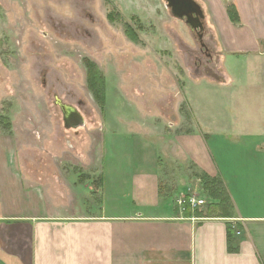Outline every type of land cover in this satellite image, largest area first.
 <instances>
[{"label": "rangeland", "instance_id": "1", "mask_svg": "<svg viewBox=\"0 0 264 264\" xmlns=\"http://www.w3.org/2000/svg\"><path fill=\"white\" fill-rule=\"evenodd\" d=\"M204 27L202 41L214 55L205 19ZM219 64L201 55L164 0H0V132L11 136L27 166L38 156L51 165L59 182L47 202L55 209L73 210L80 202L100 214L103 197L106 212L136 210L131 175L155 166L169 200L204 199L186 213L211 216L204 186L224 174L217 154L212 151L217 172L210 176L175 144L188 142L195 125L192 99L223 105L227 86L213 82L221 77ZM60 104L74 107L84 125L65 128ZM210 121L229 125L226 117ZM232 152L228 160L241 157ZM258 194L253 189L245 212L262 211Z\"/></svg>", "mask_w": 264, "mask_h": 264}, {"label": "crops", "instance_id": "2", "mask_svg": "<svg viewBox=\"0 0 264 264\" xmlns=\"http://www.w3.org/2000/svg\"><path fill=\"white\" fill-rule=\"evenodd\" d=\"M195 1L222 62L221 77L213 82L228 92L223 105L210 98L191 100L195 125L188 142L175 148L210 176L217 172L215 151L233 217L186 213L168 199L169 190L161 192L167 182L162 185L155 166L131 175L136 210L106 212L103 197L100 214L80 202L73 210L55 209L47 202L59 182L49 174L51 165L38 156L27 166L11 136L0 132V264H264V205L258 214L245 212L253 189L264 199V0ZM221 117L229 121L222 129L210 121ZM232 151L241 157L228 160ZM229 223L241 228L234 229L235 252L227 250Z\"/></svg>", "mask_w": 264, "mask_h": 264}, {"label": "water", "instance_id": "3", "mask_svg": "<svg viewBox=\"0 0 264 264\" xmlns=\"http://www.w3.org/2000/svg\"><path fill=\"white\" fill-rule=\"evenodd\" d=\"M166 7L173 17L182 20L199 36L204 29V14L199 3L195 0H164ZM59 103V102H58ZM65 128L76 129L84 125L83 116L72 106L60 104Z\"/></svg>", "mask_w": 264, "mask_h": 264}, {"label": "trees", "instance_id": "4", "mask_svg": "<svg viewBox=\"0 0 264 264\" xmlns=\"http://www.w3.org/2000/svg\"><path fill=\"white\" fill-rule=\"evenodd\" d=\"M228 15L233 21H236L238 19L236 10L233 8V6L228 7ZM132 37L134 38V36ZM98 76H99V79L97 78L98 79L97 80L95 78V81L97 82L102 81V79H100L101 77L100 73H98ZM204 188H206V190L209 192L208 195L211 198V202L208 204L205 210V214L211 215V216H207V217H233L232 203L227 193L226 187L223 181L221 180V178L220 177L207 178ZM184 210L186 212L189 211L186 209ZM197 210L198 209H196V211ZM210 210H212V212ZM202 214L203 213L200 212L198 213V216H202ZM227 228H228L227 229V250L229 252H235L237 250V246L235 245L236 242H235V236H234V229H241V228L239 225L236 226L231 223L228 224Z\"/></svg>", "mask_w": 264, "mask_h": 264}, {"label": "flooded vegetation", "instance_id": "5", "mask_svg": "<svg viewBox=\"0 0 264 264\" xmlns=\"http://www.w3.org/2000/svg\"><path fill=\"white\" fill-rule=\"evenodd\" d=\"M203 32H204V29L202 32H200L201 36H199V34L196 31H191V34H192L193 38H195V40L199 43V51H200L201 55L208 57L209 59H211V61H213V63H215L217 58H216L215 54L212 55L211 51L213 49L210 48L206 43H204L202 41ZM194 60H195L194 61L195 64H197V65L202 64L201 59L197 55L194 56Z\"/></svg>", "mask_w": 264, "mask_h": 264}, {"label": "built area", "instance_id": "6", "mask_svg": "<svg viewBox=\"0 0 264 264\" xmlns=\"http://www.w3.org/2000/svg\"><path fill=\"white\" fill-rule=\"evenodd\" d=\"M176 203L182 209H184L185 207L196 209L204 204V199L195 198L190 195L187 197L180 195L179 197H177Z\"/></svg>", "mask_w": 264, "mask_h": 264}]
</instances>
